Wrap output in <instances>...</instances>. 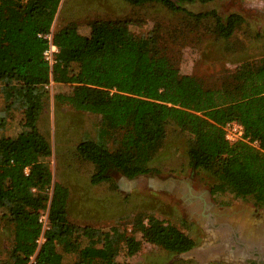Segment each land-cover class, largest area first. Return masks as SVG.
<instances>
[{
  "label": "trees",
  "instance_id": "1",
  "mask_svg": "<svg viewBox=\"0 0 264 264\" xmlns=\"http://www.w3.org/2000/svg\"><path fill=\"white\" fill-rule=\"evenodd\" d=\"M133 6L158 4L195 19L213 16L217 31L229 38L244 21L239 13L227 17L216 10L194 13L187 4L210 0H124ZM62 0H0V93L9 110L24 113V130L17 137H0V212L12 228L9 258L3 264H126L122 250L132 256L141 248L134 235L100 233L68 218L70 190L53 184L48 162L52 145L38 120L47 84L68 83L69 93L56 100L80 111L99 114L96 139L77 144L79 156L95 166L90 181L98 185L116 169L128 178L151 170V153L166 136L169 122L192 136L191 164L212 178L211 193L228 192L264 208V57L244 63L219 87L181 71L152 32L132 31L131 19H95L90 33L68 22L53 30ZM53 33L59 48L53 66L45 60ZM239 121L245 139L230 143L224 125ZM121 133V148L109 143ZM257 141V143H255ZM48 209L43 231L41 211ZM140 227L154 244L176 254L196 241L172 222L148 216ZM44 234L39 246L37 240ZM65 255H76L65 261Z\"/></svg>",
  "mask_w": 264,
  "mask_h": 264
},
{
  "label": "rangeland",
  "instance_id": "2",
  "mask_svg": "<svg viewBox=\"0 0 264 264\" xmlns=\"http://www.w3.org/2000/svg\"><path fill=\"white\" fill-rule=\"evenodd\" d=\"M187 8L194 13L216 10L224 17L239 13L244 21L234 35L223 38L213 16L197 20L188 12H173L158 4L133 6L124 0H62L52 29L73 21L81 33L89 34L95 19H131L132 31L152 32L156 45L166 48L183 73L201 78L212 88L221 86L240 65L259 62L264 57V0L197 1L187 4ZM47 89L38 128L52 145V155L47 160L53 184L61 183L70 190L69 220L114 239L120 233L134 235L141 241L140 250L132 256L122 250L117 257L126 264H217L211 261L212 257L203 261L196 255L185 258L172 253L151 242L140 227L141 221L147 223L148 216L155 215L176 224L195 239L196 246L202 247L212 242L215 232L206 221L195 217V202L184 196L189 188L219 209L258 205L228 192L210 195L212 178L191 164L188 150L192 136L171 121L166 126V136L147 162L150 171L128 178L112 169L109 180L93 185L90 178L95 166L79 156L77 144L84 138L98 137L102 117L56 100L57 94L71 91V84L54 82ZM23 130L24 113L7 109L0 93V137H17ZM115 137L109 145L121 148V133ZM243 200L248 203H242ZM258 206L264 216V208ZM250 234L246 238L253 242ZM256 236L261 237L258 232ZM11 246L12 228L0 212V264L8 260ZM77 259L76 255L64 258ZM32 263L33 258L29 264Z\"/></svg>",
  "mask_w": 264,
  "mask_h": 264
},
{
  "label": "flooded vegetation",
  "instance_id": "3",
  "mask_svg": "<svg viewBox=\"0 0 264 264\" xmlns=\"http://www.w3.org/2000/svg\"><path fill=\"white\" fill-rule=\"evenodd\" d=\"M208 191L211 195V190ZM185 195L189 202H195L192 206L195 217L202 218L215 232L212 242L197 251L198 258L208 261L212 257L211 261L217 264H264V216L258 205L250 207L240 204L219 209L190 188ZM242 203L248 201L243 200ZM249 233H252L253 242L246 238Z\"/></svg>",
  "mask_w": 264,
  "mask_h": 264
},
{
  "label": "built area",
  "instance_id": "4",
  "mask_svg": "<svg viewBox=\"0 0 264 264\" xmlns=\"http://www.w3.org/2000/svg\"><path fill=\"white\" fill-rule=\"evenodd\" d=\"M53 33H48V34H39V36H43L49 40V46L48 48L44 51L43 55L45 60L50 64V66H53L54 63L56 62V54L59 51V48L57 45L53 43ZM54 84V81L51 80L49 84L46 85V87H50ZM224 131H225V137L230 143H236L238 141H241L245 139V128L242 123L236 120H231L228 121L224 125ZM257 143V141H255ZM42 213L40 214V222L43 224L44 228L43 231L48 228V211H41ZM45 240L44 234L41 235V237L37 240L39 246L41 243ZM33 261H34V257Z\"/></svg>",
  "mask_w": 264,
  "mask_h": 264
},
{
  "label": "water",
  "instance_id": "5",
  "mask_svg": "<svg viewBox=\"0 0 264 264\" xmlns=\"http://www.w3.org/2000/svg\"><path fill=\"white\" fill-rule=\"evenodd\" d=\"M201 249H202V247H195V248H192L189 251L180 253V256L185 257V258H187V257H195L197 251H199Z\"/></svg>",
  "mask_w": 264,
  "mask_h": 264
}]
</instances>
